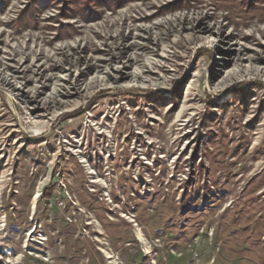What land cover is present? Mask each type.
Wrapping results in <instances>:
<instances>
[{
    "label": "rangeland",
    "instance_id": "obj_1",
    "mask_svg": "<svg viewBox=\"0 0 264 264\" xmlns=\"http://www.w3.org/2000/svg\"><path fill=\"white\" fill-rule=\"evenodd\" d=\"M0 264H264V0H0Z\"/></svg>",
    "mask_w": 264,
    "mask_h": 264
},
{
    "label": "trees",
    "instance_id": "obj_2",
    "mask_svg": "<svg viewBox=\"0 0 264 264\" xmlns=\"http://www.w3.org/2000/svg\"><path fill=\"white\" fill-rule=\"evenodd\" d=\"M93 2L95 1V0H92ZM104 1H111V3H114L115 2V0H104ZM93 13L92 12H89V15L91 16Z\"/></svg>",
    "mask_w": 264,
    "mask_h": 264
}]
</instances>
